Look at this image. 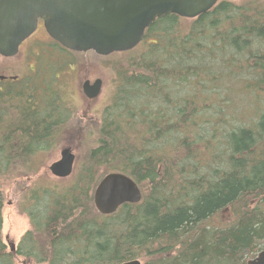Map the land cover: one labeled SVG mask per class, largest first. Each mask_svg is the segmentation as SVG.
Returning a JSON list of instances; mask_svg holds the SVG:
<instances>
[{
  "label": "trees",
  "instance_id": "trees-1",
  "mask_svg": "<svg viewBox=\"0 0 264 264\" xmlns=\"http://www.w3.org/2000/svg\"><path fill=\"white\" fill-rule=\"evenodd\" d=\"M124 55L83 172L34 186L32 229L14 251L2 237L3 180L20 162L36 163L29 158L50 148L69 116L59 120L51 106L16 118L14 90L4 94L0 264H246L264 249V107L256 102L264 3L220 0L196 18L168 14ZM240 93L254 102L241 107ZM112 171L131 176L143 197L103 215L93 194ZM224 210L229 222H210Z\"/></svg>",
  "mask_w": 264,
  "mask_h": 264
},
{
  "label": "water",
  "instance_id": "water-1",
  "mask_svg": "<svg viewBox=\"0 0 264 264\" xmlns=\"http://www.w3.org/2000/svg\"><path fill=\"white\" fill-rule=\"evenodd\" d=\"M220 0H0V55L13 57L20 45L43 20L49 35L67 49L93 51L101 56L126 52L137 47L146 30L158 18L177 14L196 18ZM102 81H87L84 91L93 98ZM77 156L72 147L61 149L60 158L49 169L58 178L74 174ZM143 193L128 174L112 171L97 184L93 200L99 213L110 215L125 203H139ZM10 249H16L10 243ZM121 264H142L134 259ZM247 264H264V249Z\"/></svg>",
  "mask_w": 264,
  "mask_h": 264
},
{
  "label": "rangeland",
  "instance_id": "rangeland-1",
  "mask_svg": "<svg viewBox=\"0 0 264 264\" xmlns=\"http://www.w3.org/2000/svg\"><path fill=\"white\" fill-rule=\"evenodd\" d=\"M237 1L243 2L245 0ZM259 1L264 3V0ZM46 36L41 37V44L43 46L40 47V44L35 48L36 53H40L37 57L40 59V62L38 61L37 63V72L28 69L30 65L34 64V54H31V56L26 55L24 50L26 49L25 47L23 49L24 51L14 58H5L0 55V74L25 75L37 73L42 76H53L59 69L55 62L57 56L50 54V51H48L52 48L51 45L53 43L51 40H48L49 36ZM44 48L46 50H44ZM124 53L125 52H118L108 56H101L93 51L76 54L66 52V57L68 58L64 57L66 64L62 66L63 69L61 71H63V77L60 85L63 89L68 111L71 114L67 128H61L60 133H57V136L59 135L58 139L51 142V146L46 152L36 154L33 158H29V161L33 160L36 163L26 167L20 162L16 167H12L9 172L10 174L3 180L4 208L2 237L9 248L10 243H15V247L17 248L23 235L29 229H32L31 219L27 211L33 207L31 202H29V196L34 186H36V184L53 185L56 182L64 183L73 176L58 178L54 176L49 169L51 163L60 158L61 149L63 147L71 146L74 153L78 156L74 173L83 172L82 166L84 167V162L87 160L88 150L97 142L96 136L99 126L98 124L95 125V123L100 120L102 113L105 108H107L106 105L114 99V97L112 98V93L116 91L115 81L117 70L124 65L126 60ZM28 56L31 57V60L25 61L30 63V65L26 67L24 60L28 59ZM49 58L52 62L48 60ZM86 76L92 79L100 77L105 81V92L97 99V102L93 103L92 107H95L89 110L85 108V104H81V98L78 94V85H81ZM38 77L40 78V76ZM53 82L56 83L55 80H53ZM57 86L59 87L58 84ZM236 100L241 107L248 105L251 101L254 102L253 96L248 93H240ZM256 102L259 107H264V96L260 99H256ZM250 109L251 106H249V110ZM43 111L45 112L44 109H42L41 112ZM242 113L243 112H241L240 115ZM243 117L245 119L248 118L247 115H243ZM91 118L95 119L91 120ZM242 119L243 118H241V120ZM245 119H243V121L251 120L250 118L247 120ZM237 120L240 119L238 118ZM18 122L22 123V121ZM229 218V211L224 210L214 215L210 222L214 224H224L230 221ZM143 262L144 259H141V263Z\"/></svg>",
  "mask_w": 264,
  "mask_h": 264
},
{
  "label": "flooded vegetation",
  "instance_id": "flooded-vegetation-1",
  "mask_svg": "<svg viewBox=\"0 0 264 264\" xmlns=\"http://www.w3.org/2000/svg\"><path fill=\"white\" fill-rule=\"evenodd\" d=\"M49 36V41L53 43L51 45L50 54L57 56L55 58L56 65H58V70L53 76H42L37 73H30L25 75H18V74H7L2 73L0 74V106L3 101L4 94L7 93L9 90H14V99H12V105H13V112L15 114V117L18 116L24 117V112H31V109L34 110L35 107L42 111L44 109L46 111V115L49 114V111L52 107H55L58 112L59 116L57 118L61 121L67 120L65 114H68L70 119V112L68 111L67 102L65 100V96L63 95V89L60 85L62 82L63 77V71H61L63 68L62 66H65L64 64V58L62 57V54L65 52L67 53H85V52H77L70 49L65 48L62 46L59 42L54 40L49 33L47 32L43 20H39L38 27L36 31L27 38L19 48L18 54H16L13 57H5V58H14L19 56L24 50L26 55L34 54V64L30 65V63L25 62L30 61L31 57L28 56V59H25V66L27 67L30 65L28 69L37 72V63L40 62V59L37 58L40 53H36L35 48L36 46H39L42 42L41 37L42 36ZM46 36V37H47ZM43 45L41 44L40 47ZM26 47V49H24ZM24 49V50H23ZM44 50H46L44 48ZM89 52V51H88ZM58 53V54H57ZM62 53V54H61ZM61 55V56H60ZM51 61L50 59H48ZM40 76V78L38 77ZM42 76V77H41ZM97 79H101L102 85L100 89V93L90 98L87 96V94L84 91V84L89 81L90 84H93ZM53 80L56 81L53 82ZM59 85V87L57 86ZM56 85V87H55ZM105 81L103 78L96 77L95 79H92L91 77H84V80L82 81L81 85H78V94L81 98V104L86 105V109H93L92 107L93 103L97 102V99L105 92ZM115 90V89H114ZM115 96V92L112 93V98ZM113 101V100H112ZM112 102L106 105L108 107L111 105ZM62 108V109H61ZM106 109V108H105ZM27 114V113H26ZM95 118H91V120H94ZM71 147V146H70ZM77 156V155H76ZM78 159V156H77Z\"/></svg>",
  "mask_w": 264,
  "mask_h": 264
}]
</instances>
